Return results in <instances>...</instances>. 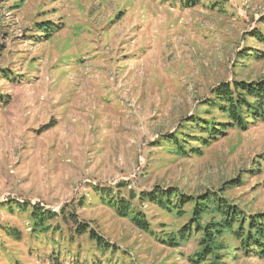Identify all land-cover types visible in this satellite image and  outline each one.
Masks as SVG:
<instances>
[{
	"label": "rangeland",
	"instance_id": "obj_1",
	"mask_svg": "<svg viewBox=\"0 0 264 264\" xmlns=\"http://www.w3.org/2000/svg\"><path fill=\"white\" fill-rule=\"evenodd\" d=\"M263 17L264 0H0V264H54L58 251L56 264L86 254L112 264H193L194 241L159 242L96 189L128 198L155 187L185 196L225 187L231 203L264 215V122L227 128L201 154L161 139L188 130L218 84L264 80V58H239L264 50L250 36L264 32ZM43 20L60 28L42 37ZM32 205L65 207L76 221L57 215L34 226ZM136 206L157 233L174 232L191 210L182 217ZM77 223L118 253L103 256ZM217 242L218 264H264L237 250L230 232Z\"/></svg>",
	"mask_w": 264,
	"mask_h": 264
},
{
	"label": "trees",
	"instance_id": "obj_2",
	"mask_svg": "<svg viewBox=\"0 0 264 264\" xmlns=\"http://www.w3.org/2000/svg\"><path fill=\"white\" fill-rule=\"evenodd\" d=\"M178 1L188 3L190 0ZM191 1L195 3L198 0ZM261 22L264 23V17ZM37 24V30L41 34L42 32H46L42 36L45 38L50 36L54 30L56 31L60 28L49 20H43ZM250 36L264 45L263 31L257 29ZM239 58L262 59L264 58V50L252 47L248 53L247 51L245 53L242 52ZM202 102L204 114L193 115L187 119L184 126H188V130L180 126L178 127L179 131H177L179 135L174 133L173 135L161 138L174 151L181 154H201L199 146H205L211 141L218 139V136L224 133L227 128L246 130L250 124L256 121L264 122V80L247 81L234 79L229 83H220L211 89L210 97L204 99ZM214 113H218L220 116L218 117ZM52 126L53 122H48L41 130ZM190 132L194 133L190 134ZM262 158L264 159V157ZM233 183V179L229 180L225 183V186L231 188L235 186ZM224 190L225 187L218 191H207L198 196H185L178 189L155 187L150 191L137 192L130 190L127 195L128 198H125L120 194L113 196L110 188L96 189L101 200L113 207L119 215L129 217L130 221L138 229L148 234H154V237L159 242L174 247L180 244V242L194 241L196 249L189 257L190 262L193 264H203L206 261L207 264H218V260L222 254L220 249L223 248V245H220L217 239L225 232L231 233L238 242L235 246L236 249L240 250L244 256L263 258V213H246L245 210L234 205L222 195V191ZM141 202L153 204L164 212L175 216L184 217L188 213L183 209L186 205H191V210L189 217L183 219L184 222L174 232L161 230L157 233L152 229L144 211L139 209L140 205L136 206V203L139 204ZM30 214L36 221L34 226L41 225L45 221L57 217V215L60 217L68 216V218L76 221L73 214L66 215L65 207L61 208L57 213L44 209L39 205H32ZM206 215L208 219L204 223H201V220ZM76 229L78 233H83L87 230L89 241L94 242V246L99 251H102L103 256L109 254L111 257V255L118 253V250L114 246L110 247L88 226L77 223ZM198 234L199 236H197ZM71 243H75V240H71ZM225 248L227 247L225 246ZM60 256L61 252L58 251L55 256H51L50 258H54L56 260L54 264H56ZM72 259L75 264H112L110 258L102 263V261L97 260L95 257L88 258V254L85 255L83 261H81L78 255H74Z\"/></svg>",
	"mask_w": 264,
	"mask_h": 264
}]
</instances>
